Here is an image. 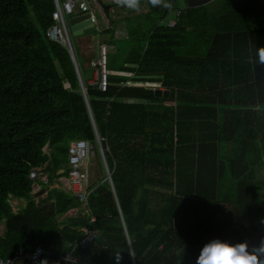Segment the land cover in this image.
Wrapping results in <instances>:
<instances>
[{
    "label": "trees",
    "instance_id": "obj_1",
    "mask_svg": "<svg viewBox=\"0 0 264 264\" xmlns=\"http://www.w3.org/2000/svg\"><path fill=\"white\" fill-rule=\"evenodd\" d=\"M150 5L151 21L161 11ZM54 11L53 0H0V257L43 244L47 257L58 258L82 237L89 217L61 219L79 202L53 188L36 203L30 179L37 167H45L49 185L66 177L78 139L94 145L103 175L89 198L95 234L77 257L196 264L213 239L258 246L264 64L256 50L264 47V0L187 7L172 25L147 29L128 18L129 37L108 39L116 49L107 69L133 77L110 75L105 91L88 82L76 47L75 66L67 48L47 38ZM12 198L27 202L17 214Z\"/></svg>",
    "mask_w": 264,
    "mask_h": 264
},
{
    "label": "built area",
    "instance_id": "obj_2",
    "mask_svg": "<svg viewBox=\"0 0 264 264\" xmlns=\"http://www.w3.org/2000/svg\"><path fill=\"white\" fill-rule=\"evenodd\" d=\"M55 11L53 13V25L47 30L46 36L49 40L60 43L67 48L72 57L75 58V46L72 40V33L69 26V19L76 15L89 14L91 28L99 34L110 31L114 39H127L128 35L124 19L128 17V10H124L123 5H118L117 0H53ZM108 6V12L105 9ZM75 14V15H74ZM104 28L101 27V21ZM170 25V24H168ZM111 46L107 42L99 44L98 58L90 61V67L98 74L99 88L105 91L108 86V76L113 75L107 69V54L111 52ZM121 74V73H120ZM83 92L86 89L82 85ZM97 146L108 176L111 173L107 167L101 139L97 136ZM95 158L94 145L83 139H78L70 143L68 150V175L62 179L67 191L79 202L82 215L91 216L90 223L95 222L89 207V198L94 190L92 185V161ZM264 161V159H263ZM44 168H34L30 173L32 181L38 178H46ZM95 234L90 227L82 229L80 240L70 244L72 250L58 258L47 257L44 254L43 244L35 246L33 251H18L9 258L0 257V264H85L83 260L74 254V251L81 243H85L88 238Z\"/></svg>",
    "mask_w": 264,
    "mask_h": 264
},
{
    "label": "crops",
    "instance_id": "obj_3",
    "mask_svg": "<svg viewBox=\"0 0 264 264\" xmlns=\"http://www.w3.org/2000/svg\"><path fill=\"white\" fill-rule=\"evenodd\" d=\"M76 15H79V13L77 12V14ZM127 19H128V17H126L125 19H124V21H125V25H124V27L123 28H125L126 29V32H127V35H128V37H129V31H128V27H127ZM168 24L167 22H163V24ZM86 30L87 29H85L84 30V32H83V34L82 35H80V38H79V40L77 41V53H78V55H79V57H80V59H82V61H83V67L84 68H86L87 70H88V72H87V78H88V82L90 83V84H93L94 83V80L93 79H90V65H89V63H90V61L91 60H93V59H97L98 58V53H99V44L100 43H102V42H107L108 43V41L106 40V41H104V40H102V41H99V44H98V53L97 52H95V49H94V47H93V45L90 43V39L88 38H84L85 37V35H86ZM72 32V31H71ZM72 35H73V33H72ZM111 35H112V33L110 34V35H107V36H109V39L111 38ZM82 38H84V39H82ZM114 40H121V39H114ZM110 46H111V51H114L116 48H115V46L113 45H111L110 43H108ZM95 74V73H94ZM113 75H122V76H130V77H133V75L132 74H130V73H119V72H114V74ZM95 76V75H94ZM98 77V76H97ZM154 90H156V89H154ZM170 94V93H169ZM169 104H171V103H169ZM46 151V150H45ZM50 151V148H49V150H48V152ZM47 152V151H46ZM47 152V153H48ZM95 159V158H94ZM94 159H93V161H92V177H93V173H94ZM106 160V159H105ZM103 162V161H102ZM103 166H104V164H103ZM104 169H105V176L107 175V171H106V168H105V166H104ZM59 172H61V171H59ZM58 172V173H59ZM59 175H61V174H59ZM45 176H46V178H38V179H36V180H34L33 181V191H32V195L34 196V200H35V202L36 203H38V201L40 200V199H43V198H45L46 196H47V193H48V190H50V189H53V188H56V189H60V190H63L64 192H66V193H68V194H70L68 191H67V189L65 188V184H64V182L62 183V179H64V177H61V178H59V179H56L51 185H49V183H48V175L45 173ZM106 180V179H105ZM92 185H94V183H92ZM72 197H74L72 194H70ZM10 204H11V207H12V211H13V213L14 214H17V213H19L22 209H24L25 207H26V205H27V202H26V200H24V199H16V198H12L11 200H10ZM90 207V206H89ZM91 210V209H90ZM91 215H92V212H91ZM86 217L87 215H82V211H81V209H80V204H79V207H77V208H73V209H71L69 212H67L61 219H63V218H76V217ZM93 216V215H92ZM87 217H89V218H91V216H87ZM94 217V216H93ZM95 218V217H94ZM95 221H96V218H95ZM94 223V222H93ZM92 223V224H93ZM92 224L90 223V220H89V225L88 226H86V227H90L91 229H92ZM83 228H85V227H83ZM83 228H81L80 229V232L82 233V229ZM4 229H5V227H4V225L3 224H0V234H3V232H4ZM93 230V229H92ZM94 231V230H93ZM79 258H81V257H79ZM82 260H83V262L85 263V264H91V259L90 258H81Z\"/></svg>",
    "mask_w": 264,
    "mask_h": 264
},
{
    "label": "clouds",
    "instance_id": "obj_4",
    "mask_svg": "<svg viewBox=\"0 0 264 264\" xmlns=\"http://www.w3.org/2000/svg\"><path fill=\"white\" fill-rule=\"evenodd\" d=\"M151 2L156 4L159 0H151ZM117 4L136 9L138 0H117ZM256 57L259 63L264 64V47L257 48ZM196 264H264V239L251 250L247 242L229 243L221 239L210 240L201 248Z\"/></svg>",
    "mask_w": 264,
    "mask_h": 264
},
{
    "label": "rangeland",
    "instance_id": "obj_5",
    "mask_svg": "<svg viewBox=\"0 0 264 264\" xmlns=\"http://www.w3.org/2000/svg\"><path fill=\"white\" fill-rule=\"evenodd\" d=\"M220 0H171V4H169L170 8H167L166 10H169V15H167L166 18H161V12L165 11L166 2H161L162 7L159 8L160 13H156L152 16L151 21L147 19V16L144 14H148L151 10V6L149 3V0H138V7L136 9H130L125 7L124 10H128V18H132L133 21L136 23H142L144 24L143 28L147 29L152 22L160 23V22H167L168 24H173L178 17L180 11L179 9H185L187 7H196V6H201V5H207V4H212L215 2H218ZM77 14V12H76ZM75 15V14H74ZM97 17L101 21V27L104 28V23L100 19L99 15L97 14ZM165 24V23H164ZM167 24V25H168ZM72 33V32H71ZM80 36H74L72 35V40L74 43V46L76 47L77 51V41L79 40ZM85 39L89 38L90 43L93 45L95 52L98 53V44L99 41H108L109 36L107 35H102L99 34L94 28H89L86 30V35L84 37ZM82 38V39H84ZM91 68V67H90ZM95 73V74H94ZM90 79L94 80V83L98 82V74L95 69L91 68L90 69ZM95 75V76H94ZM93 83V84H94ZM45 150L48 152L49 148L46 147ZM102 171L100 170V165L98 160L94 159V173L92 177V183H97L99 179L101 178Z\"/></svg>",
    "mask_w": 264,
    "mask_h": 264
},
{
    "label": "water",
    "instance_id": "obj_6",
    "mask_svg": "<svg viewBox=\"0 0 264 264\" xmlns=\"http://www.w3.org/2000/svg\"><path fill=\"white\" fill-rule=\"evenodd\" d=\"M105 9L108 12V10H109L108 6H105ZM89 18H90L89 14H83V15L79 14V15H75L69 19V26H70V29H71L74 36H80L83 34L85 29L91 28V20ZM71 58H72V61L74 62L75 66H76L75 58L72 56H71ZM80 83H81V80H80ZM81 85H82V83H81ZM155 94L158 96H164L165 98L169 97V91L163 92L162 90L156 89ZM64 173H65V170H61V172H59L58 175L64 174ZM106 180L109 182L110 185L112 184V180H111L110 176H108V173L106 175Z\"/></svg>",
    "mask_w": 264,
    "mask_h": 264
},
{
    "label": "flooded vegetation",
    "instance_id": "obj_7",
    "mask_svg": "<svg viewBox=\"0 0 264 264\" xmlns=\"http://www.w3.org/2000/svg\"><path fill=\"white\" fill-rule=\"evenodd\" d=\"M150 1L151 0H149V3H150ZM166 2V4H164V5H166V7H165V10L167 9V8H170V6H169V4H171V0H159V2L158 3H156V4H153L154 6H155V8L159 11V8H161L162 7V5H161V2ZM151 6V5H150Z\"/></svg>",
    "mask_w": 264,
    "mask_h": 264
}]
</instances>
